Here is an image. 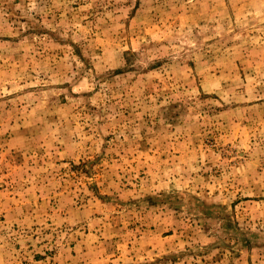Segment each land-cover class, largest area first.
<instances>
[{
  "label": "rangeland",
  "instance_id": "rangeland-1",
  "mask_svg": "<svg viewBox=\"0 0 264 264\" xmlns=\"http://www.w3.org/2000/svg\"><path fill=\"white\" fill-rule=\"evenodd\" d=\"M0 264H264V0H0Z\"/></svg>",
  "mask_w": 264,
  "mask_h": 264
}]
</instances>
